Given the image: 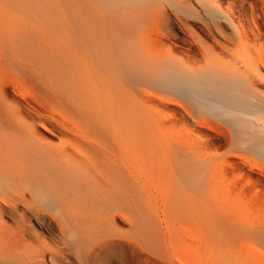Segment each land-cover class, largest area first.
Wrapping results in <instances>:
<instances>
[{
  "label": "rangeland",
  "instance_id": "1",
  "mask_svg": "<svg viewBox=\"0 0 264 264\" xmlns=\"http://www.w3.org/2000/svg\"><path fill=\"white\" fill-rule=\"evenodd\" d=\"M228 1L241 8L221 0ZM250 2L264 31L262 1ZM195 5L193 17L186 7L0 0V133L7 125L31 149L79 145L89 165L110 157L127 173L121 197L66 191L50 207L34 194L33 179L2 188L0 225L10 231L1 238L13 258L0 264H31V256L45 264L51 257L57 264H264V161L213 165L217 179L207 174L206 192L192 197L189 168L173 150L175 138L187 135L175 121L184 101L140 84L124 59L126 34L140 59L163 58L175 38L186 41V51L192 38L181 23L201 34L209 21ZM251 12L242 17L246 25ZM75 130L95 141L78 139ZM107 145L108 156L98 154ZM39 155L24 159L34 171ZM136 166L138 193L129 175Z\"/></svg>",
  "mask_w": 264,
  "mask_h": 264
},
{
  "label": "bare ground",
  "instance_id": "2",
  "mask_svg": "<svg viewBox=\"0 0 264 264\" xmlns=\"http://www.w3.org/2000/svg\"><path fill=\"white\" fill-rule=\"evenodd\" d=\"M31 1H56L73 5L121 2L130 8L136 7L137 11H149L158 6L186 7L193 17L199 14V9H194V4H199L209 21L200 30L204 36L190 28L188 21L181 23L187 35L192 38V45L186 51H182L186 41L175 38L173 46L163 58L142 54L143 58L140 59V54L138 56L134 51L129 37L131 34H126L122 36L125 41L121 42L124 44L121 45L124 47V59L140 84L157 93H166L173 99L184 101L185 114L179 118L177 109L175 121L179 132L185 126L187 135L185 141L180 136L175 138L176 145L173 146L177 149L173 150L174 155L179 153V157L189 168L192 197L206 192L203 183L207 174L211 181L217 179L213 165L236 157L246 161H264V31L263 25L254 18L257 8L250 0H238L241 6L239 10L236 9L237 1H228L225 6L226 2L221 0ZM261 1L264 10V0ZM248 8L253 11L251 13L254 19L246 25V20L242 17L248 15ZM224 29L231 32H224ZM6 127L3 124L0 133V191L2 188L10 189L14 181L25 183L33 179L34 194L49 207L66 191L74 195L88 194L98 200H102L107 194L120 197L124 195L123 179L127 173L122 170V162L116 168L109 157L110 160L105 158L101 163L97 162L98 165H89L92 163L91 158L83 156V160L79 145H70L69 148L66 145L52 147L44 144L31 149L32 146L24 140V134L8 133L5 131ZM209 127L214 130L211 138L205 134ZM72 133L89 143L94 140L85 130H75ZM105 137L106 134L102 139L108 140ZM109 140L112 142L111 136ZM34 142L38 144L40 141L36 138ZM117 143L114 140V145L118 147ZM110 146L98 148V154L101 152L104 157L108 156ZM219 149L223 151H218ZM32 151L37 155L40 153L36 171L30 166L32 162L24 161L25 157L32 158ZM129 175L133 180L134 190L138 193L140 173L137 166L129 171ZM4 205L9 208L7 204ZM3 211L4 207L0 205V217ZM86 223L79 222L81 226H86ZM1 225L0 258L7 256L12 259L13 253L1 238V232L7 233L10 228ZM30 261L31 264H45L37 260L36 256H31ZM51 261L52 264H57L53 257Z\"/></svg>",
  "mask_w": 264,
  "mask_h": 264
}]
</instances>
